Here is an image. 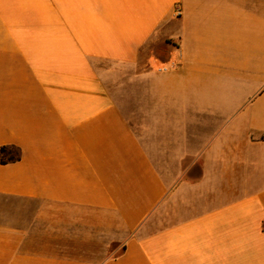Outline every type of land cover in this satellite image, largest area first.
I'll use <instances>...</instances> for the list:
<instances>
[{
    "label": "crops",
    "instance_id": "1",
    "mask_svg": "<svg viewBox=\"0 0 264 264\" xmlns=\"http://www.w3.org/2000/svg\"><path fill=\"white\" fill-rule=\"evenodd\" d=\"M3 145L0 264H264V0H0Z\"/></svg>",
    "mask_w": 264,
    "mask_h": 264
},
{
    "label": "trees",
    "instance_id": "2",
    "mask_svg": "<svg viewBox=\"0 0 264 264\" xmlns=\"http://www.w3.org/2000/svg\"><path fill=\"white\" fill-rule=\"evenodd\" d=\"M20 149L14 145H3L0 147V163L8 164L20 160Z\"/></svg>",
    "mask_w": 264,
    "mask_h": 264
},
{
    "label": "built area",
    "instance_id": "3",
    "mask_svg": "<svg viewBox=\"0 0 264 264\" xmlns=\"http://www.w3.org/2000/svg\"><path fill=\"white\" fill-rule=\"evenodd\" d=\"M174 12H175L176 15L180 14V10L178 8H176Z\"/></svg>",
    "mask_w": 264,
    "mask_h": 264
},
{
    "label": "rangeland",
    "instance_id": "4",
    "mask_svg": "<svg viewBox=\"0 0 264 264\" xmlns=\"http://www.w3.org/2000/svg\"><path fill=\"white\" fill-rule=\"evenodd\" d=\"M116 250V249H115Z\"/></svg>",
    "mask_w": 264,
    "mask_h": 264
}]
</instances>
